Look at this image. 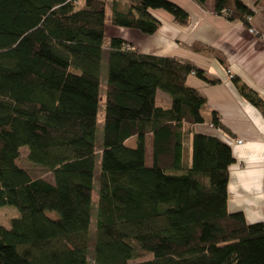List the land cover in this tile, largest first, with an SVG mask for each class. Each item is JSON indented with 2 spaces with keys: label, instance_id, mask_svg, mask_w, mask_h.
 I'll return each instance as SVG.
<instances>
[{
  "label": "trees",
  "instance_id": "obj_1",
  "mask_svg": "<svg viewBox=\"0 0 264 264\" xmlns=\"http://www.w3.org/2000/svg\"><path fill=\"white\" fill-rule=\"evenodd\" d=\"M106 3L0 0V206L18 210L9 226L0 224V264H264V219L251 223L228 209L231 146L193 127L205 121L206 101L186 79L203 71L173 56L142 53L118 36L105 46ZM150 8H163L181 23L189 17L171 0L122 6L112 0L111 23L152 34L160 21ZM213 10L247 25L254 13L246 0H214ZM195 47L226 65L221 52ZM238 88L264 111L256 91ZM158 90L170 96V106L156 103ZM212 123L220 124L216 112ZM133 136L136 145L128 146ZM23 147L49 178L18 163Z\"/></svg>",
  "mask_w": 264,
  "mask_h": 264
},
{
  "label": "crops",
  "instance_id": "obj_2",
  "mask_svg": "<svg viewBox=\"0 0 264 264\" xmlns=\"http://www.w3.org/2000/svg\"><path fill=\"white\" fill-rule=\"evenodd\" d=\"M114 1L121 6L126 2ZM171 1L187 11L186 22L176 21L163 8H150L160 21L156 32L144 33L109 20L106 37H121L142 53L173 56L203 71V77L191 73L186 79V84L206 101L205 121L194 124V130L217 136L231 146L235 160L229 166L228 209L243 212L248 222L260 221L264 219V111L250 102L238 86L248 85L264 100V39L249 31L253 27L258 33L264 32V0H247L254 9L248 25L215 13L214 0H206L205 6L194 0ZM201 45L221 52L226 65L207 50L195 47ZM157 99L161 102L158 105L171 104L170 96L161 90L156 93ZM212 112L217 113L219 125L212 123ZM184 153L189 160L188 135ZM146 163L152 164V134L147 138Z\"/></svg>",
  "mask_w": 264,
  "mask_h": 264
},
{
  "label": "rangeland",
  "instance_id": "obj_3",
  "mask_svg": "<svg viewBox=\"0 0 264 264\" xmlns=\"http://www.w3.org/2000/svg\"><path fill=\"white\" fill-rule=\"evenodd\" d=\"M83 0L78 1V5H82ZM112 8V0H107L106 3V21L108 22L111 20V9ZM109 36V35H108ZM108 45V37L105 38V46ZM107 70H108V60L106 55L103 56L102 59V66L100 72V100H99V107L97 113V128H96V150H97V158H96V165L95 170L96 174L100 170V160H101V141H102V128H103V121H104V112H105V105H104V96H105V87H106V77H107ZM157 104H161L159 99L156 100ZM126 144L128 146H135L136 145V137L133 136L126 140ZM18 163L27 168L33 175L35 176H44L49 178L50 175L48 172L41 167L40 165L34 164L28 158V150L23 147L20 150V157L18 159ZM97 201H98V180L97 177L95 178L94 187L92 191V214H91V231L93 233L96 231V213H97ZM18 215V210L14 205H3L0 206V224L9 226L11 218ZM94 235V234H92Z\"/></svg>",
  "mask_w": 264,
  "mask_h": 264
},
{
  "label": "built area",
  "instance_id": "obj_4",
  "mask_svg": "<svg viewBox=\"0 0 264 264\" xmlns=\"http://www.w3.org/2000/svg\"><path fill=\"white\" fill-rule=\"evenodd\" d=\"M74 1L78 2V1H80V0H74ZM246 3L248 4L247 0H246ZM248 5H249V4H248ZM249 6H251V5H249ZM251 7H252V6H251ZM252 8H253V7H252ZM253 10H254V9H253ZM251 18H252V15H248V16H247V20H248V22H250ZM249 31L252 32L253 34H259V35L264 39V32H263V33H258L259 31L256 30V29L253 28V27H249ZM239 142H240V140H239Z\"/></svg>",
  "mask_w": 264,
  "mask_h": 264
}]
</instances>
